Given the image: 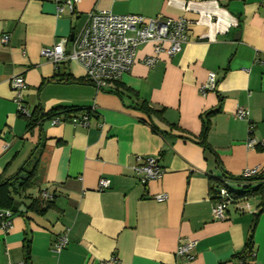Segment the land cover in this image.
Wrapping results in <instances>:
<instances>
[{
    "label": "crops",
    "instance_id": "obj_1",
    "mask_svg": "<svg viewBox=\"0 0 264 264\" xmlns=\"http://www.w3.org/2000/svg\"><path fill=\"white\" fill-rule=\"evenodd\" d=\"M90 12L183 18L186 41L151 68L141 61L152 45L139 47L130 71L104 90L66 82L84 81L82 67L55 66L40 51L62 39L68 49ZM209 72L215 89L201 94ZM15 76L24 80L29 111L93 108L87 126L46 119L28 131L9 86ZM51 79L63 80L42 85ZM137 100L160 111L162 120L132 108ZM236 107L248 111L247 119L234 117ZM209 112L205 140L212 152L199 144ZM144 156H158L164 174L140 185L132 168ZM30 158L33 184L14 201L25 208L39 198L52 206L43 215L11 211L9 230H0V264L25 261L24 238L30 241L26 264H113V257L116 264H264V214L250 256L235 258L259 196L251 198L250 212L230 206L226 219L215 221L210 192L222 173L239 177L255 167L260 174L252 185L264 188V0H78L72 13L60 16L52 0H0V181L12 179ZM100 179L108 188L98 189ZM42 191L52 200L41 199ZM160 194L164 202L154 200ZM63 234L67 245L54 252ZM183 240L195 243L190 262L175 257Z\"/></svg>",
    "mask_w": 264,
    "mask_h": 264
},
{
    "label": "built area",
    "instance_id": "obj_2",
    "mask_svg": "<svg viewBox=\"0 0 264 264\" xmlns=\"http://www.w3.org/2000/svg\"><path fill=\"white\" fill-rule=\"evenodd\" d=\"M55 4L56 14L72 13L78 0H52ZM187 22L183 18H164L156 16L145 18L139 15H114L109 12H90L87 20L78 33L72 38L67 49V40L62 39L50 48H43L40 56L49 60L55 66L64 61L79 64L84 71L85 83L97 91L106 89L109 85L119 82L127 74L135 62L137 49L151 44L152 54L143 58L146 67H153L160 54L173 57L181 51L182 44L186 41ZM7 36L1 37V42L6 43ZM216 85L215 73L209 72L204 85L200 88L201 94L207 90H214ZM10 89L14 95L17 114L25 119L31 115L23 102L22 92L25 83L21 76L9 80ZM94 109L91 108L90 112ZM234 117L239 120L247 119L248 111L236 107ZM89 116L83 113L80 117H71L69 122L73 125L86 127ZM52 124L61 122L60 118L52 119ZM249 141V146L254 145ZM138 164L132 171L139 176L140 185L161 178L164 170L159 165L158 156L137 157ZM260 174L258 167L242 171L239 178L243 183ZM242 184V182H241ZM243 185V184H242ZM241 185V186H242ZM109 181L100 179L98 189L108 188ZM239 186L227 179L219 178L215 187V194L211 197V216L215 221H224L228 207L233 206L240 213L250 212V200L253 198L249 190L246 194H239L246 187ZM244 187V188H243ZM41 199L50 201L52 197L42 191ZM157 202L166 200L165 194L154 197ZM11 210H0V230L7 232L11 226ZM67 236L63 234L53 244V251L59 252L67 245ZM195 243L189 240L179 242L175 257L178 260L190 262L194 258ZM116 264V259H111ZM6 264H26L25 261Z\"/></svg>",
    "mask_w": 264,
    "mask_h": 264
},
{
    "label": "trees",
    "instance_id": "obj_3",
    "mask_svg": "<svg viewBox=\"0 0 264 264\" xmlns=\"http://www.w3.org/2000/svg\"><path fill=\"white\" fill-rule=\"evenodd\" d=\"M63 79H51L48 81H45L42 85H44L45 83H52V82H60ZM66 82H74V83H85V81H80V80H75V79H70L68 78L66 80ZM117 83V82H116ZM118 84V83H117ZM120 87V86H119ZM124 90L129 93L130 95L136 97L133 94V91L123 87ZM136 104L135 106H133L132 108H134L135 110L145 114L148 118H152L155 117L159 120H162V113L160 111H156L154 109H152L147 103H145L144 101H135ZM81 110L78 109H72V108H61V109H55L47 114H43L40 107H36L32 112L31 115L28 119L26 120V128L28 131H30L33 127H35L36 125H40L44 120H51L55 117L58 118H62L63 121H69L73 114H77L78 112H80ZM84 111L85 114H87L88 116L91 115L90 109L87 110H82ZM81 111V112H82ZM213 114V112H209L206 117H205V121L202 124V129H201V133H200V142L199 144L206 150L212 152L211 148L208 146V144L206 143V135L207 132L209 130V116H211ZM151 123V121H150ZM151 127L153 129L154 132L156 133H161L159 130H157L155 128V126L153 124H151ZM31 158L25 163V165H23V167L21 168V170H19V172L12 177V179H6L5 181H0V210L6 209V210H10L14 201V195H20L23 194L24 192H26L28 189L31 188L33 181H34V177L36 175V165H32V168L29 170L27 169V167L31 164ZM24 173L25 174V178L20 179V174ZM219 178H223V179H227L239 186H244L246 187V191L242 190L239 194H246L250 189V193L252 196H259V203L257 205V211L256 213L253 214L252 217V221H251V225L249 228V232H248V236L246 239V242L244 244V247L242 249V251L240 252V254L237 255L238 259H241L242 262L244 261V259H247L250 256V253L252 251V238H253V231L254 228L256 226V222L258 217L261 214H264V188L262 187L261 184L257 183L256 185H252L254 181L259 180V177H254L251 179H248L247 181H245L243 183L242 179L239 177H232L226 173H222L221 176H219ZM215 181L214 185L210 188V192H211V197L215 194V187L217 186L218 183V179ZM13 180V181H11ZM21 182L19 183L18 187L15 188V185L17 184L18 181ZM242 182V184H241ZM241 186V187H242ZM243 187V188H244ZM51 203L50 202H45L40 200L39 198H35L32 199L29 203V205H27L25 207V209L27 211L33 212L35 214L38 215H43L48 209L51 208ZM29 247H30V241L29 238H24L23 240V253H24V260L27 261L28 256H29Z\"/></svg>",
    "mask_w": 264,
    "mask_h": 264
},
{
    "label": "water",
    "instance_id": "obj_4",
    "mask_svg": "<svg viewBox=\"0 0 264 264\" xmlns=\"http://www.w3.org/2000/svg\"><path fill=\"white\" fill-rule=\"evenodd\" d=\"M71 40H72V34L69 37V41H71ZM23 178H25L24 173L20 174V179H23ZM20 182H21V180L17 182V184L15 185V188L18 187ZM10 210L12 212H16V211H20V212L22 211L23 212V211H25V208L22 207L19 202H14Z\"/></svg>",
    "mask_w": 264,
    "mask_h": 264
}]
</instances>
